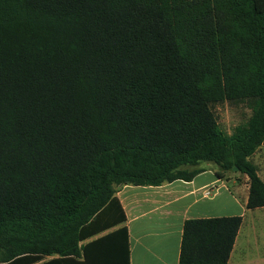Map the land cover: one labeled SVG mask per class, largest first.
Here are the masks:
<instances>
[{
  "label": "trees",
  "instance_id": "obj_1",
  "mask_svg": "<svg viewBox=\"0 0 264 264\" xmlns=\"http://www.w3.org/2000/svg\"><path fill=\"white\" fill-rule=\"evenodd\" d=\"M224 102L253 110L230 136ZM261 147L264 0H0V264H78L99 220L122 219L119 186L202 163L237 168L264 208ZM242 224L186 222L180 264H229Z\"/></svg>",
  "mask_w": 264,
  "mask_h": 264
},
{
  "label": "crops",
  "instance_id": "obj_2",
  "mask_svg": "<svg viewBox=\"0 0 264 264\" xmlns=\"http://www.w3.org/2000/svg\"><path fill=\"white\" fill-rule=\"evenodd\" d=\"M215 165L207 162L197 166L195 169L201 172L190 182L179 180L158 187L119 186L114 209L122 219L118 223L109 217L99 220L97 230L80 244L85 250L78 264H180L186 222L241 218L243 224L232 260L244 223L259 209H248L249 178L235 171L233 176L229 172L222 174ZM208 188H214L210 196L205 195Z\"/></svg>",
  "mask_w": 264,
  "mask_h": 264
},
{
  "label": "rangeland",
  "instance_id": "obj_3",
  "mask_svg": "<svg viewBox=\"0 0 264 264\" xmlns=\"http://www.w3.org/2000/svg\"><path fill=\"white\" fill-rule=\"evenodd\" d=\"M210 108L224 136H230L237 128L245 126L253 115L248 103L224 102ZM252 161L264 179V147L256 152ZM233 172H229L230 176H233ZM230 261V264H264V208L255 211L244 223L237 249Z\"/></svg>",
  "mask_w": 264,
  "mask_h": 264
},
{
  "label": "built area",
  "instance_id": "obj_4",
  "mask_svg": "<svg viewBox=\"0 0 264 264\" xmlns=\"http://www.w3.org/2000/svg\"><path fill=\"white\" fill-rule=\"evenodd\" d=\"M213 191H214V188H208L205 190V195L210 196L213 193Z\"/></svg>",
  "mask_w": 264,
  "mask_h": 264
},
{
  "label": "water",
  "instance_id": "obj_5",
  "mask_svg": "<svg viewBox=\"0 0 264 264\" xmlns=\"http://www.w3.org/2000/svg\"><path fill=\"white\" fill-rule=\"evenodd\" d=\"M235 171H237V168H235Z\"/></svg>",
  "mask_w": 264,
  "mask_h": 264
}]
</instances>
